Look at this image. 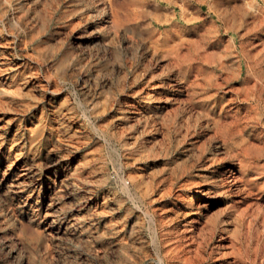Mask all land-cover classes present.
<instances>
[{"label":"rangeland","instance_id":"rangeland-1","mask_svg":"<svg viewBox=\"0 0 264 264\" xmlns=\"http://www.w3.org/2000/svg\"><path fill=\"white\" fill-rule=\"evenodd\" d=\"M158 257L264 264V0H0V264Z\"/></svg>","mask_w":264,"mask_h":264},{"label":"bare ground","instance_id":"bare-ground-1","mask_svg":"<svg viewBox=\"0 0 264 264\" xmlns=\"http://www.w3.org/2000/svg\"><path fill=\"white\" fill-rule=\"evenodd\" d=\"M153 87H154V86H153ZM153 87H152V88H153ZM152 88H151V89H152ZM146 97H147V96H146ZM132 113H133V112H132ZM216 170H217V169H216ZM233 185H234V184H233ZM234 188H235V187H234ZM198 192H199V191H198ZM186 202H187V201H186ZM188 205H189V204H188ZM194 206H195V205H194ZM185 208H186V207H185ZM191 208H193V207H191ZM219 234H220V233H219ZM185 245H186V244H185ZM215 247H216V246H215ZM179 252H180V251H179ZM186 253H187V252H186ZM159 256H160V255H159ZM157 259H158V262H157L158 264H165V261H164L165 259H162L161 257H158ZM167 260H169V259H167ZM169 261H170V260H169ZM184 264H185V263H184Z\"/></svg>","mask_w":264,"mask_h":264}]
</instances>
